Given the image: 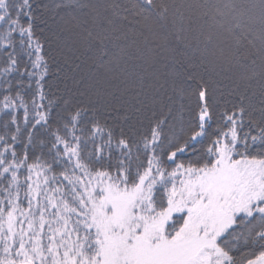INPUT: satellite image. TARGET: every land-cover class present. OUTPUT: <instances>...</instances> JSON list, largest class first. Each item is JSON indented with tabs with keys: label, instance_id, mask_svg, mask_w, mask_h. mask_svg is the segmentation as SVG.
Wrapping results in <instances>:
<instances>
[{
	"label": "snow or ice",
	"instance_id": "snow-or-ice-1",
	"mask_svg": "<svg viewBox=\"0 0 264 264\" xmlns=\"http://www.w3.org/2000/svg\"><path fill=\"white\" fill-rule=\"evenodd\" d=\"M65 10L104 73L72 95ZM0 264H264V0H0Z\"/></svg>",
	"mask_w": 264,
	"mask_h": 264
},
{
	"label": "trees",
	"instance_id": "trees-1",
	"mask_svg": "<svg viewBox=\"0 0 264 264\" xmlns=\"http://www.w3.org/2000/svg\"><path fill=\"white\" fill-rule=\"evenodd\" d=\"M44 2H48V0H44ZM67 11H70V10H65L63 12L65 13ZM63 12H60V14ZM59 15L56 16V18L59 17ZM46 25H47V23H46ZM46 25L42 24L41 26L45 27ZM59 25H60V20H59ZM47 27L48 26L45 27V35L48 36L50 38V40H52L51 35H50ZM79 39H80V37H79ZM80 49H83V48H80ZM75 51L81 52L78 48L77 49L75 48ZM85 51L86 50H84V52ZM78 55L80 58L83 59V62L81 61L80 65L83 66L84 69L91 67L88 70L93 71V72L92 71L90 72L91 75L89 76L90 78H88V79L91 80L93 77L97 78L96 75L101 72V69L99 67L91 66L90 63H88L91 61L88 60L87 56L81 55V54H78ZM57 62L59 64H61L58 59H57ZM61 66L63 67V71L59 73V79H57L56 75H53L52 80L60 89L65 90L68 95H72L73 92H75V90H76V85H74L73 83L67 84V82H65L66 77L69 73L68 69H70V66H64L63 63L61 64ZM67 70H68V73H67ZM53 72L55 73V66L53 67ZM79 74H81V73L79 72ZM69 77H75V79H77V74H74L72 76L69 74ZM214 77H215V79L213 77L209 78L206 75V76H204V79L206 81H208V83L212 89H215L216 97H217L218 101L220 102V104L223 106L227 101L235 100L234 96L228 95V86H229L228 78L225 76L216 75V74ZM69 80L72 82L71 79H69ZM189 82H190L189 83L190 86L188 88L185 85H183L182 83H180L179 80L176 83L177 89H179V88L184 89V95L183 96H181L179 94V92H174L171 86L168 88V95L172 97L171 106L173 107L174 110L179 109L181 104H183L185 106V108L195 106V99L196 98L194 95V91L196 88V81H189ZM69 87H70V91L68 90ZM140 100H145L146 102H150V100H148L147 97H133L131 95L124 96V97H121L119 100H116L114 102V106L117 109V112H112L111 110H109V113H108L109 119H111L113 116H116L117 114L123 115L125 112H127V115L130 118L131 122L135 123V121L138 117V113L136 112L135 109H136V106L139 104ZM120 122L122 124L124 123L123 121H120Z\"/></svg>",
	"mask_w": 264,
	"mask_h": 264
},
{
	"label": "rangeland",
	"instance_id": "rangeland-1",
	"mask_svg": "<svg viewBox=\"0 0 264 264\" xmlns=\"http://www.w3.org/2000/svg\"><path fill=\"white\" fill-rule=\"evenodd\" d=\"M66 14H67V12H65V13L63 12V13H61L59 15V17L60 16H65ZM59 17L56 18V16L53 17L51 15L45 14V16L43 17V20L46 21V23H47L46 26H48L47 28H48L49 33L51 35L52 41L55 42L53 46L54 47L58 46V49L60 51H62L63 53H65L70 58V62H71V60H75L76 59V56H79L78 54L82 55V53L84 52L85 49H80L82 47L80 45V39H79V36H78L76 31H74V30L62 31L60 29V25H59L60 18ZM75 48L76 49L78 48L81 52L75 51ZM57 59L60 61L61 64L63 63L62 59L59 56L57 57ZM81 61L83 62L82 58H80L77 61V63L80 64ZM88 63H90V65L92 66L91 62H88ZM73 67H74V65H71V63H70V69H68L69 73H68V70H67L68 75H67L66 81H65V82H67V84H71L72 83L69 80V74L71 76L74 75V74H77V79L76 80H80L81 78H83L86 81L90 80L88 78H90L89 76L91 75L90 72L92 70H88V69H90L91 67L84 69V67L81 66V71H73L72 70ZM79 72L81 74H79ZM200 75H203V76L207 75V77H209V78L213 77L215 79V77H214L215 74L201 72ZM96 76H97L98 79L104 78L103 69H101V72L98 73ZM179 82L182 83L183 85H185L187 88L190 86V84H189L190 82L189 81L185 82L183 80V78L179 79ZM70 87L68 89L69 91H70Z\"/></svg>",
	"mask_w": 264,
	"mask_h": 264
}]
</instances>
